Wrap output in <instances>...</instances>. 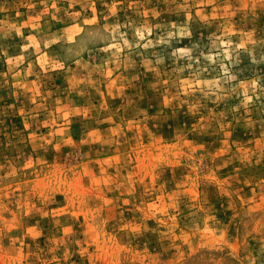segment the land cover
<instances>
[{
	"label": "rangeland",
	"instance_id": "obj_1",
	"mask_svg": "<svg viewBox=\"0 0 264 264\" xmlns=\"http://www.w3.org/2000/svg\"><path fill=\"white\" fill-rule=\"evenodd\" d=\"M0 264H264V0H0Z\"/></svg>",
	"mask_w": 264,
	"mask_h": 264
}]
</instances>
